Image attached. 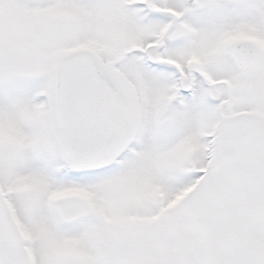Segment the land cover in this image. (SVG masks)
Masks as SVG:
<instances>
[{"label":"snow or ice","instance_id":"obj_1","mask_svg":"<svg viewBox=\"0 0 264 264\" xmlns=\"http://www.w3.org/2000/svg\"><path fill=\"white\" fill-rule=\"evenodd\" d=\"M0 264H264V0H0Z\"/></svg>","mask_w":264,"mask_h":264}]
</instances>
